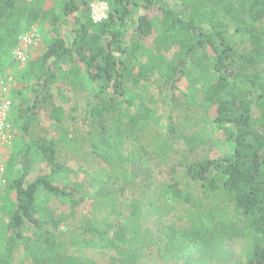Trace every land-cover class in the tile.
<instances>
[{
    "label": "trees",
    "instance_id": "16d2710c",
    "mask_svg": "<svg viewBox=\"0 0 264 264\" xmlns=\"http://www.w3.org/2000/svg\"><path fill=\"white\" fill-rule=\"evenodd\" d=\"M46 1L0 0V52L13 43L24 20L31 25L45 19L51 26L53 40L24 74L25 88L34 96L24 106L23 130L28 133L40 115L55 123L52 134L35 139V154L27 146L10 161L19 174L9 179L15 201L5 213L6 227L0 228L6 239L0 264H13L18 241H25L35 264H98L61 253L46 217L56 226L61 221L37 203L40 191L70 203L72 212L86 201L82 184L66 175L71 172L68 164L83 151L109 166V185L99 188L91 213L78 226L84 234L108 237L109 246L125 240L131 225L121 221L99 228L104 221L100 215L115 210L125 191L133 192L131 222L142 219L158 230L150 234L160 249L173 253V245L186 244L190 249L176 253L195 252L204 262L207 257H226L228 243L240 236L250 248L243 264H264V0H178L176 6L168 0H107L111 11L101 23L91 19L92 0H79L85 7L69 40L57 37L59 24L74 15L80 3L65 0L58 13L46 8ZM194 66L200 69L198 76L192 73ZM156 76L164 77V86L173 92L181 78L192 84L210 79L199 94L207 108H214V122L230 142L228 152L200 160L188 157L206 142L204 128L198 135L185 133L199 124L197 118L175 116L178 123L170 121L164 130L140 125L142 91ZM84 91L98 100L87 103L88 117L79 119L67 105L75 92ZM130 107L137 108L134 115ZM170 112L172 118L175 103ZM127 139L138 144L133 158L137 162H172L168 183L147 191L139 188L124 155ZM182 145L189 151H182ZM38 159L39 173L31 178L32 162ZM183 208L182 226L176 225L173 211ZM29 225L36 229V239L26 240ZM117 257L112 256V264H121Z\"/></svg>",
    "mask_w": 264,
    "mask_h": 264
},
{
    "label": "rangeland",
    "instance_id": "374dc122",
    "mask_svg": "<svg viewBox=\"0 0 264 264\" xmlns=\"http://www.w3.org/2000/svg\"><path fill=\"white\" fill-rule=\"evenodd\" d=\"M65 0H47L45 3L46 8H53L56 12L61 13L62 6ZM79 3L80 1L77 0ZM95 0L90 2L93 3ZM108 2L107 0H104ZM143 3V0H139ZM109 4V14L111 11V5ZM168 4L178 5V0H168ZM84 5L80 3V9L72 16L63 19L59 24V35L65 40H69L70 35L76 27H78L81 21ZM142 7L138 9V13L141 12ZM108 14V17H109ZM91 16V14H90ZM108 17L106 19H108ZM92 19V17H91ZM104 19L103 21H105ZM93 21V19H92ZM101 21V22H103ZM94 22V21H93ZM98 22V23H101ZM95 23V22H94ZM36 28L39 33V39L36 43L28 49V58L25 63L17 60L14 56V50L20 42V37L30 31L32 28ZM133 25H130V31L133 29ZM130 38V36H129ZM13 43H10L8 47L2 49L0 52V104L5 99H9L11 104L8 108L6 125L0 120V228L6 227L5 213L8 212L9 207L15 201V192L8 188L9 179L16 177L19 174L17 171V164L10 165V161L17 158L19 152H24L25 147H29V153L35 154L36 143L35 139L38 136H44L46 134H52L55 127V123L48 119L45 115H40L33 121L28 133L23 130L24 122L26 121V109L25 104L33 98L34 92L32 89L26 90L25 84L27 79L25 73L28 71V67L34 59L41 57L45 51L47 45L53 40L51 35V26L45 19H39L37 22L31 25L26 20L22 22L21 31L14 38ZM150 41L146 43L151 44ZM131 41L127 42L130 45ZM193 75L198 76L200 69L196 66L192 68ZM164 77L156 76L154 81L147 83L143 88L144 104L141 105V110L144 114L141 116L140 125L153 126L158 129L164 130L170 123V121L177 122L179 118L182 119H199V124L194 127H189L185 130L187 135H198L201 129L206 131L205 143L199 145L193 152H190L188 157L195 160H200L209 157H215L223 155L228 152L230 142H228L226 133L223 128H220L216 122H214V108H207L205 104L207 101L203 98V93L199 94L201 89L206 90L208 88L210 79L203 77L201 81L192 82L189 79L181 78L178 82L179 88L175 89L169 86H164ZM97 91L104 94V90L100 89V85H95ZM21 91L16 94V91ZM121 99L120 97H118ZM97 97L91 91L75 92L72 100L67 105L69 108L74 107L75 115L80 119L88 117L87 103L91 102L95 104ZM123 103V102H122ZM140 103V102H139ZM138 103V106L140 104ZM175 103V114H172L170 118V109ZM124 105V103H123ZM1 106V105H0ZM132 115L135 114L137 108L130 107ZM179 115V117H178ZM176 116V118H175ZM139 125V126H140ZM138 128V126L136 127ZM26 142V143H25ZM25 143V145H23ZM184 145V144H183ZM179 146L182 151L186 148L189 151L188 146ZM138 144L127 139V144L123 146L124 155L127 160V166L131 173H135L136 179L140 184L139 188H145L152 190L160 187V182L170 181V171L172 169V162L166 164L164 162L157 161H140L134 160V154L137 153ZM32 156V155H31ZM40 158V157H39ZM37 161L32 162L31 178L35 177L39 173L40 163ZM19 165V164H18ZM12 167V168H9ZM68 166L71 168V172L67 175L70 182H76L82 184L84 190L87 193L86 201L77 206L75 211H71L70 203L60 199H50L45 192L40 191L37 194V203L45 209H51V214L57 217L61 222L58 226L53 224L50 218H47L48 224L46 225L48 230H52L56 235V240L60 246V252L66 255H70L78 259L81 256L91 259L98 264H112V256H119L117 259L121 264H243L250 254L249 245L244 241L243 237H234L232 241L228 243L229 252L226 257L215 259L207 257L204 262H201V258L197 253H184L178 255L176 252L190 249L186 244L173 245V253L166 249H160L154 237L150 233L156 234L158 230L152 228L149 223L143 222L142 219L133 223L132 217L129 216L131 201L136 195L130 194L125 191L121 196L119 202L116 203L115 210L108 208L109 214H101L102 223L99 228H106L108 223H119L123 221L129 227L126 232V239L118 241L119 244L108 245V237H104L102 240L97 239L91 234H84L78 229V226L83 223L85 217L91 213L94 200L97 197V191L104 185H109V166L101 160L95 154H89L82 152L75 159H73ZM4 169V170H3ZM181 170V169H180ZM138 188V189H139ZM137 190V188H134ZM133 191V190H132ZM84 193V191H83ZM96 196V197H94ZM187 209V207L185 206ZM185 208L173 211V222L176 225H181L180 217L185 214ZM6 210V211H5ZM183 220V219H182ZM235 223L238 226H242L238 218H235ZM165 222L162 226L164 228ZM182 226V225H181ZM179 226L178 228H182ZM132 228V229H131ZM165 229V228H164ZM35 228L33 226H27L24 231V235L27 239H36ZM184 231V230H180ZM155 236V235H154ZM6 239H3L0 234V251L3 250ZM76 263V261H75ZM13 264H35L34 256L26 250L25 241H18L13 253Z\"/></svg>",
    "mask_w": 264,
    "mask_h": 264
},
{
    "label": "built area",
    "instance_id": "2783aa9c",
    "mask_svg": "<svg viewBox=\"0 0 264 264\" xmlns=\"http://www.w3.org/2000/svg\"><path fill=\"white\" fill-rule=\"evenodd\" d=\"M109 4L104 0H95L90 5V14L95 23L101 22L108 17ZM38 30L34 27L20 37V42L14 50V56L17 60L25 63L27 61L28 49L31 48L39 39ZM11 104L9 99H5L0 104V120L6 125L7 110ZM4 170V169H3Z\"/></svg>",
    "mask_w": 264,
    "mask_h": 264
}]
</instances>
